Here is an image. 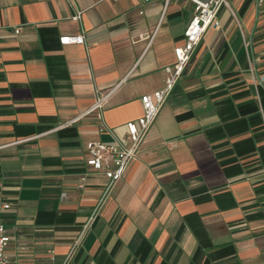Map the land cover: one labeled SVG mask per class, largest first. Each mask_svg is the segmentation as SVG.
Listing matches in <instances>:
<instances>
[{
    "label": "crops",
    "instance_id": "crops-1",
    "mask_svg": "<svg viewBox=\"0 0 264 264\" xmlns=\"http://www.w3.org/2000/svg\"><path fill=\"white\" fill-rule=\"evenodd\" d=\"M230 3L235 22L219 10L97 206L106 179L85 143L128 144L123 123L162 86L192 3L0 0L8 264H62L86 222L66 264H264V2Z\"/></svg>",
    "mask_w": 264,
    "mask_h": 264
},
{
    "label": "built area",
    "instance_id": "built-area-1",
    "mask_svg": "<svg viewBox=\"0 0 264 264\" xmlns=\"http://www.w3.org/2000/svg\"><path fill=\"white\" fill-rule=\"evenodd\" d=\"M189 1L192 3L191 16L184 28L182 43L172 48L173 62L162 68L164 74L162 86L149 94L141 95L139 97L141 113L135 119L127 120L123 123L125 130L124 138L128 140V144L125 145L117 139L112 142L93 139L85 143L87 154L84 160L85 166L92 171H101L106 179L101 196L96 203L97 206L113 184L122 176L128 162L135 157L148 128L152 124L164 100L176 84L205 30L208 27H218L217 15L222 7L230 11L227 0ZM255 2L256 4H261L264 0H255ZM71 18L79 19V12L74 13ZM17 31L18 28L13 29L14 33H17ZM58 42L61 44L81 43L82 35L65 34L58 37ZM103 97L104 95L96 98L92 107H96ZM83 181L84 175L80 176L77 186L82 187ZM8 206L7 202H0V210ZM87 224L86 222L81 227L76 237L70 243L62 264H66L74 254ZM9 239L10 237L6 233L4 223L0 218V264H8V258L4 250Z\"/></svg>",
    "mask_w": 264,
    "mask_h": 264
},
{
    "label": "rangeland",
    "instance_id": "rangeland-1",
    "mask_svg": "<svg viewBox=\"0 0 264 264\" xmlns=\"http://www.w3.org/2000/svg\"><path fill=\"white\" fill-rule=\"evenodd\" d=\"M227 2H228V5H229L231 11H229V10H227L226 8H223V7H222V8H221L222 13H221V16L219 17V19H220V21L222 22V21L224 20V16H225V14L227 13V14H229V18H230V20H231L232 22H235V21H234V17H233V15H232V13H233V8H232V6H231L230 0H227Z\"/></svg>",
    "mask_w": 264,
    "mask_h": 264
}]
</instances>
